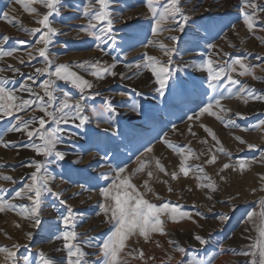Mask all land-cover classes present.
I'll list each match as a JSON object with an SVG mask.
<instances>
[{
	"label": "rangeland",
	"instance_id": "374dc122",
	"mask_svg": "<svg viewBox=\"0 0 264 264\" xmlns=\"http://www.w3.org/2000/svg\"><path fill=\"white\" fill-rule=\"evenodd\" d=\"M60 2L59 14L50 18L51 26L57 29L58 34L49 45V58L55 65H70L73 71L93 83L91 93L99 95L90 94L85 101L88 105L85 114L90 116L88 124L80 129L72 123L61 126L65 133L62 135L63 143L57 149L65 153V159L55 160L47 167L55 177L50 181V187L62 195L57 198L45 194L38 227L33 226L32 220L20 216L18 209L0 213V248L11 249L14 243L27 245L17 253L21 264L24 256L30 257L29 264H40V253L55 264H67L65 242L58 237L65 230L62 217L71 209L76 217L77 242L88 253L86 259L89 264H100L99 246L114 231V227L107 222L108 218L100 207L104 198L99 189L110 183L112 169L119 166L126 168L125 175L131 176L132 182L150 202L157 205L171 202L181 206L192 217L178 223L166 219L164 229L167 234L152 233L147 242L143 237H131L125 249V253L132 252V256L126 257L129 264H250L253 257L240 253L249 251L260 238L259 229L262 226L260 213L264 211V205L260 202L264 201V125L260 121L264 120V101L249 99L245 103L244 96L229 98L225 91V99L221 103L230 111L214 110L225 121H234L236 127H226L225 123L207 114L199 119L194 117L191 121L188 116L199 113L200 107L208 102V97L214 95L207 88L205 72L195 66L207 60L209 54L222 64L239 57L246 64L259 65L255 68V76L260 79L240 77L236 73L233 76L242 85L254 89L255 94L264 95V13L258 14L256 27L250 31L244 23L242 0H181L184 14L189 17L185 32L165 31L154 36V19L146 0H110L116 44L113 46L109 41L102 45L105 50L101 52L96 48L99 41L81 30L87 28L89 22V17L84 14L88 0ZM255 3L264 5V0H255ZM31 6L37 8L41 15L26 12L23 5L15 0H0V47L17 49L12 57L0 60V68L6 69L0 73V79L8 80V87L19 88L36 67H45L44 59L36 51L43 47V44L36 43L40 34L33 36L22 29L42 27L38 19L47 9L39 3ZM3 13H8L10 19L18 23L4 20ZM166 26L175 27V24ZM4 36L10 39L4 41ZM171 36L179 37L178 42L174 44L169 39ZM157 42L176 48L171 66L176 75L163 97L155 90L158 85L150 70L134 67L144 62L146 56L167 60ZM210 44H215L216 48H209ZM30 51L37 58L29 62ZM217 52L219 56L215 55ZM17 57L26 63L20 64ZM97 60L105 64L116 63L114 71L118 75L98 80L76 67L86 61ZM8 65L20 68L25 75L8 70ZM44 79L47 76L39 77L37 84ZM57 86L74 99L80 96L79 90L69 83L57 81ZM239 87L233 86V92ZM33 88L43 94L36 85ZM20 95L28 98L26 93ZM106 99L119 112L113 125L102 120L97 123V117L90 111L91 107L99 109ZM134 106H137L135 112L132 111ZM19 115L28 119L44 114L29 110ZM14 122L12 118L0 120V139L15 145H0V176H11L16 181L11 183L0 179V195L18 206L30 207V201L14 199V192L30 182L34 168L25 165L33 160L41 162L44 158L24 146L29 142L26 134H5ZM47 126L56 127L55 124ZM204 126L215 133L219 144L212 140ZM105 129L109 131L105 132ZM114 129H118V135L112 134ZM236 137L245 143H240ZM32 139L40 143L37 138ZM165 139L177 147L191 149V152H185L188 156L186 163L192 169L187 177L179 173L183 157L163 143ZM249 144L255 147L249 148ZM148 147L153 148L152 153L145 152ZM220 147L230 155L219 152ZM212 154L218 157L216 163H206ZM157 158L168 175L155 169ZM145 159H151L153 163L143 172H137L140 161ZM241 161H244L243 168L240 167ZM226 163L232 166L223 169ZM197 166L203 167L204 172H196ZM148 170L153 171L151 178L147 176ZM172 172H177L179 179H172ZM103 175L109 179H102ZM205 175L210 180L196 179ZM145 181H148L151 192L144 187ZM209 182L215 183L216 191L199 187V184ZM61 200L66 203L62 204ZM221 215L230 219L222 221ZM29 232L33 236L31 240L27 238ZM196 235L204 238L207 244H200L194 238ZM178 247L185 248L186 254L179 253ZM140 250L144 252L143 259L138 258ZM5 257V253H0V264H5Z\"/></svg>",
	"mask_w": 264,
	"mask_h": 264
},
{
	"label": "snow or ice",
	"instance_id": "6c2138e0",
	"mask_svg": "<svg viewBox=\"0 0 264 264\" xmlns=\"http://www.w3.org/2000/svg\"><path fill=\"white\" fill-rule=\"evenodd\" d=\"M15 2L17 4H22L26 12L37 13L38 16L41 14L38 13L37 8L31 5L39 3L47 9V12L42 14V18L38 19V23L42 27L22 29L33 36H36L37 33L40 34L36 39V43L43 44V47L36 49V51L38 56L44 59L45 67H36L34 73L27 75L19 88L8 87V80L0 79V120L5 118L14 119L15 122L5 130V134L10 132L26 134L29 138V142L24 146L32 149L37 155L42 156L44 159L41 162L33 160L28 165H25L34 168V171L31 173L30 182L14 192V199H26L31 202V206H18L6 200L3 195H0V213L7 210L17 211L18 209V214L20 216L32 220L34 222L33 226L38 227L41 224L40 216L45 194H51L57 198H60L62 195L59 192H54L52 187H50V181L54 180L55 177L51 175L47 167L48 164L55 162V160L62 161L65 159V153L57 149V146L63 143L62 135L65 133V129L61 126L72 123L77 129H80L88 124L90 122V116L85 114L88 108L85 101L88 99V95L91 94L95 96L99 95V93L92 94L91 90L94 86L93 83L85 79L84 76L80 75L78 72L73 71L70 65L62 63L55 65L54 61L49 58V45L53 43V37L58 34L57 29L51 26L50 18L59 14V8L61 7L60 0H15ZM146 6L150 11L151 17L154 19L155 26L152 29L154 36L162 34L165 31L185 32L189 17L184 14V10L181 7V0H164V2H162V0H146ZM244 9H251V11H245ZM259 13H264V5L255 3V0H242L244 23L250 31L256 27L255 20L259 18ZM84 14L89 17V22L87 28H82L81 30L99 41V43L96 44V48L104 52L105 49L102 45L108 44L109 41L115 46L116 39L113 35L114 18L110 11V0H88L87 7L84 9ZM177 16L180 17L179 20L176 19ZM3 19L13 24L18 23V21L10 19L8 13H3ZM169 23H174L175 27H167L166 25ZM2 39L8 41L10 38L4 36ZM169 39L175 44L178 42L179 37L171 36ZM21 43L27 42L21 41ZM157 43L163 55L167 57V60L161 61L154 56H146L144 62L137 63L134 67L137 70H150L155 77V83L158 85L155 90L163 97L169 90L170 82L176 75L171 67L176 48L168 47L163 43ZM209 48L215 49L216 45L210 44ZM16 51L17 49H5L0 47V60H3L5 57H12ZM215 55L219 56L220 53L217 52ZM223 55L227 56L229 54L224 53ZM28 56L29 62L37 58L31 51L28 52ZM17 59L22 65L26 63L22 58L17 57ZM195 66L205 72L207 88L210 89L214 95L208 97V102L200 107L199 113L188 116L190 121L193 120L194 117L199 119L201 116L207 114L225 123L226 127H236L237 125L234 121H225L224 117L219 114V112L230 111L226 110L221 103L222 100L225 99V91L229 98L233 96H244L245 103H247L249 99L264 101V95L255 94L254 89L242 85L241 82L233 76V73H236L240 77L252 76L254 79H260V77L255 76V68L259 67V65L253 66L246 64L244 59L239 57L231 60V62L226 61L222 64L218 60H214L212 54H209L207 60L201 61ZM76 67L89 73L98 80H104L108 76L115 77L118 75V73L114 71L116 63L105 64L99 60L94 62L86 61L76 65ZM129 67L131 68L133 65H129ZM7 69L21 76L25 75V73L21 72L20 68L13 67L12 65H8ZM5 70V68H0V73ZM177 71H179V69H177ZM42 76H47V79L37 84L38 78ZM225 80L227 83H223ZM29 81H31V84ZM57 81H64L78 89L80 93L79 98L74 99L68 92L59 88L57 86ZM33 85H36L42 90L43 94L41 95L40 91L34 90ZM236 85H240V87L233 92L232 87ZM20 93H26L28 98L20 95ZM120 95H124V93H120ZM214 109H219V112ZM29 110L33 112L38 110L44 115L39 117L32 116L28 119L19 115L20 113H27ZM90 111L93 116L97 117V123L102 120L109 125L115 124V117L119 115L117 107L107 99L99 109L91 107ZM132 111H137V106H134ZM48 124H55L56 127L49 128L47 126ZM260 124L264 125V120L260 121ZM204 127L211 135L212 140L219 144L220 142L215 133L207 126ZM104 131L107 132L109 129H105ZM112 134L118 135V129H114ZM33 137L37 138L40 143H36L32 139ZM236 139L240 141V143H245L240 137H236ZM163 143L183 157L179 166V173L187 177L192 169L186 163L188 156L185 155V152H191V149L177 147L167 139H165ZM0 145L4 147H15L14 144L5 143L3 139H0ZM248 147L254 148L255 145L249 144ZM218 151L224 153V155H230L223 147H220ZM145 152L152 153L153 148L148 147ZM217 159V155L212 154L206 163L214 164ZM152 163L153 161L151 159L141 160L136 171L143 172L145 169H148ZM154 163L155 169L158 172L164 173L165 175L169 174L160 159H155ZM231 166L232 165L226 163L223 165V169H228ZM240 167H244V161L240 162ZM112 172L113 176L110 183L99 189L100 194L104 198V203L100 207L108 218L107 222L111 223L114 227V231H112L99 246L100 264H129L126 257L132 256V252L125 253V249L128 247L127 242L131 237H143L147 242L152 233H159L161 235L167 234L164 229L166 219H170L173 223H178L184 218L192 219V217L188 212L184 211L181 206L172 204L171 202H164L160 205L150 202L145 198V193L141 192L132 182L131 176L125 175V167L117 166L112 169ZM196 172L203 173V167L197 166ZM170 175L172 179H179V174L177 172H172ZM147 176L151 178L153 176V171L148 170ZM101 178L104 180L109 179L107 175H103ZM0 179L16 183L11 176H0ZM196 179L210 180L206 175L203 177L197 176ZM144 187L147 188L149 192L152 191L148 186V181H145ZM199 187L216 191L214 182L201 183ZM169 191L171 192L172 189L169 188ZM157 198L159 197L157 196ZM209 199H211L210 196ZM61 203L63 204L66 202L61 200ZM260 203L264 205V201ZM251 215L252 214H250V218ZM260 217L262 221V226L259 229L260 238L251 245L249 251L240 253L245 256L253 257L250 264H264V211L260 213ZM220 219L222 221H227L230 218L227 215H221ZM62 222L65 226V230L58 238H61L65 242L64 248L67 250V264H89V261L86 259L88 253L83 250L81 243L77 242L78 233L75 231L76 217L71 209H69L67 215L62 217ZM19 226L20 225H17V227ZM27 238L29 240L33 238L31 232L28 233ZM194 238L202 245L207 244V241L199 235H196ZM9 239H11V237H9ZM83 243H87V241ZM170 243H172V241H170ZM21 247L27 248V245L14 243L11 249L8 247L0 248V253L6 254L5 264H7V261H11V264H21L20 260L17 258V253ZM177 251L181 254H186V249L183 247H178ZM138 258H144L143 250L139 251ZM169 259H171V257H169ZM29 260V256H24L23 264H29ZM40 264H55V262L50 258H46L43 253H40Z\"/></svg>",
	"mask_w": 264,
	"mask_h": 264
}]
</instances>
